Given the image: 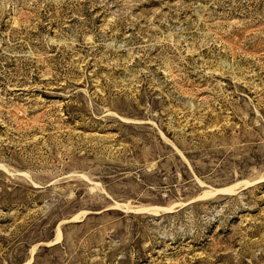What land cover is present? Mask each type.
<instances>
[{
    "label": "rangeland",
    "instance_id": "rangeland-1",
    "mask_svg": "<svg viewBox=\"0 0 264 264\" xmlns=\"http://www.w3.org/2000/svg\"><path fill=\"white\" fill-rule=\"evenodd\" d=\"M0 264H264V0H0Z\"/></svg>",
    "mask_w": 264,
    "mask_h": 264
}]
</instances>
